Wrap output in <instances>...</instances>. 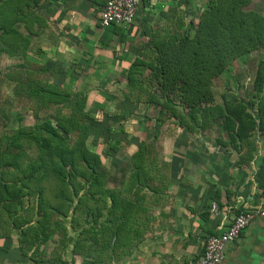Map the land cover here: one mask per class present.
<instances>
[{
	"label": "trees",
	"instance_id": "16d2710c",
	"mask_svg": "<svg viewBox=\"0 0 264 264\" xmlns=\"http://www.w3.org/2000/svg\"><path fill=\"white\" fill-rule=\"evenodd\" d=\"M250 1L208 0L196 24L154 30L140 56L136 54L127 65L125 102L116 108L125 111L144 105L152 109L153 129L143 128L148 138L167 121L181 129L177 144L216 126L226 135L225 142L218 139L221 145L237 152L246 147V153H254L251 136L257 132L264 136V60L258 62L252 80L257 100L249 101L257 103L256 117L238 100H217L212 88L233 62L264 50V17L246 9ZM41 3L0 0V56L18 61L13 69L26 76L19 80L15 71V77L8 78L39 109L51 106L54 110L52 116L43 117L36 109L33 126L18 125L0 135V212L22 233L21 228L35 217L30 235L36 239L39 233L43 241L48 237L46 230L52 233L59 228L67 242V229L59 220L69 217L74 228L78 218L84 219L73 253L95 246L114 252L138 240L140 223L135 217L147 212L148 196L157 194L154 185L160 175L156 171L163 166L155 165L152 145L124 136L123 124L135 117L131 110L127 115L101 113L98 120L85 112L88 93L75 96L60 87L63 63L50 60L38 66L36 71L45 74V80L27 73L33 68L26 62L30 37L39 35L44 26L38 12ZM189 3L179 0L180 9ZM131 144L135 148L123 162L126 153L120 152L121 146ZM106 161L120 168L118 175L105 166ZM110 180L115 181L111 188ZM48 183L54 188L46 190Z\"/></svg>",
	"mask_w": 264,
	"mask_h": 264
},
{
	"label": "crops",
	"instance_id": "0c3cea01",
	"mask_svg": "<svg viewBox=\"0 0 264 264\" xmlns=\"http://www.w3.org/2000/svg\"><path fill=\"white\" fill-rule=\"evenodd\" d=\"M105 1L42 0L38 12L44 26L39 35L30 37V49L37 48L47 61L63 63L70 73L74 68L106 64L104 73L108 71L121 80L120 86L125 89L127 65L136 54L140 56L156 30L149 20L155 14L147 7H159L170 0H141L130 26L102 28L99 19ZM81 51L85 53L80 56ZM96 89L92 90L96 92L93 95L101 91ZM206 133L198 132L195 136L203 137ZM184 141L171 142L169 158L157 160L155 153V165L163 168L156 171L160 175L154 185L157 194L148 196L147 212L135 217L140 223L136 242L114 252L95 246L87 252L73 253V243L80 231L70 237L68 218L59 220L72 243L67 247L63 229L52 233L46 230L45 241L39 233L34 239L30 227L36 223L35 217L30 218L29 226L21 228L25 231L22 233L0 212V264H195L203 254L207 238L219 234L237 212H264V154L246 153L242 147L237 152L221 145L219 140L207 144L200 138L198 143L193 142L196 152L189 159L185 152L192 142ZM212 203L217 205L216 213L210 211ZM221 264H264V217L256 218L237 240L226 245Z\"/></svg>",
	"mask_w": 264,
	"mask_h": 264
},
{
	"label": "rangeland",
	"instance_id": "374dc122",
	"mask_svg": "<svg viewBox=\"0 0 264 264\" xmlns=\"http://www.w3.org/2000/svg\"><path fill=\"white\" fill-rule=\"evenodd\" d=\"M189 1V5H187L186 7H182L181 9L179 0L165 1V3L162 2L159 7L155 4L152 7H147L151 8L150 13L155 14V16H153L152 19L149 20H152L151 22H153L152 24H154V27L156 29L167 26L177 28L182 24L184 27H186L190 22L191 24L193 22H195L196 24L200 12L208 3V0ZM140 3L141 0H138V5H140ZM158 3L159 1L157 2V4ZM246 9L255 11L264 17V0H251ZM180 31L182 33L183 29L180 28ZM37 50L38 49L35 48L27 52L26 62L27 64L29 63L33 66L32 69L28 68L29 71H27V73L33 75L31 76V78L33 77L37 80H45L47 76L45 74L38 73L36 71V68L48 62V58H46L44 53L43 55ZM83 52L84 51L80 52V56ZM116 52L118 53L119 51L117 50ZM260 60H264V50L253 51L247 56H244L233 62L230 68L223 75L216 78L212 83V88L216 99L220 100V98L223 97L224 99L229 101L238 100L243 104H246L248 110L252 113V115L256 117L258 113L257 103L251 105L249 104V101L257 100L253 98L254 92L252 90V80L257 64ZM19 64L20 63H18V61H14L5 55L0 56V135L4 134V132L16 128L18 125L26 127L33 126L35 124L33 113L36 109H38V113L40 114V116L43 117L52 116V114H54V110L51 108V106L39 109L33 101H30L26 96H24L25 94L20 95L19 88L17 90L15 84L8 78L10 76L15 77L16 71V73L18 72L16 77L19 78V80H25L26 76H24L25 74H22V72L19 74V68L16 70L13 69V66ZM105 68H108L106 64L97 65L95 63L86 65L84 69L80 67L79 69L74 68L73 73H70V69L64 67L66 77L62 78L59 84H61L62 88H65L68 91L72 92V94L75 96H79L84 92L88 93V106L85 108V112L94 115L98 120H102V114L113 116L123 113L127 115L126 111H128V113L132 111L135 117L123 124V127L127 132V134H125L124 136H127L128 139L136 138L138 141H145L148 145H152L154 148V152L157 154V160H161L164 156L166 158L171 157V154L168 153H172V143L175 141L177 135L181 133V129L177 127L176 123L167 121L165 122L164 126L160 127L159 130L151 133L148 138L147 133L145 134V131H141L140 127L143 128L144 126H148L149 128L153 129V116L155 114L154 111L144 105V107L140 106L138 108L129 106V110L125 111L122 110V108H116V106L121 101L125 102L122 95L126 92V89L120 86L122 83L121 80H116L113 76H111L112 74L108 73V71L107 73H104ZM77 76L79 77L77 78ZM110 76L114 81L111 80ZM88 87L91 89V91H88ZM95 88H98L96 89V91L101 90L97 91L99 96L95 95L96 92L92 91H95ZM93 93L95 94L93 95ZM111 123V121H108V124ZM116 128L118 129L119 127ZM118 131L119 130H117L116 132L118 133ZM206 132V134H203V137L200 135L195 136V134L189 135V139L184 141L185 144L190 141L192 142V144H190L189 147L186 148L185 152V155H188L189 159L191 157L190 154H194L196 152L194 150L196 146L193 144V142L198 143V140H200V138L202 140L201 142H205L207 144H212L215 140L218 139L222 140L223 142L226 141V135L223 131H221V129L216 126L212 127ZM154 134H156V137H159V139L154 138ZM249 141L254 146V153L264 154V136H261L257 132L251 136ZM134 145L131 144V146L129 147H126V145L121 146L120 152L126 153V155L120 154L124 155L121 157L123 159V162H125L128 155L133 152L135 148ZM243 152H246V147L243 148ZM105 166L108 169H113L112 172L116 175H118L120 172V168L119 170H117V167H111V164L108 161L105 162ZM123 168L124 165L121 167V169ZM122 173L125 174L124 172ZM114 182L115 181L112 182L110 180L107 186H113L115 184ZM50 188H54V184L52 185L48 183L46 190ZM77 220V225L75 226L76 228L74 227L75 229L72 228L71 225V223L73 222L70 221V219L68 220V223H70L68 229L71 228V231L69 230V233L71 235L70 237H74L73 232H77V230L81 232V228L82 226H84V219L78 218ZM70 242H72V240H70ZM65 244L67 245V247L70 244L68 239L67 242L65 241Z\"/></svg>",
	"mask_w": 264,
	"mask_h": 264
},
{
	"label": "built area",
	"instance_id": "2783aa9c",
	"mask_svg": "<svg viewBox=\"0 0 264 264\" xmlns=\"http://www.w3.org/2000/svg\"><path fill=\"white\" fill-rule=\"evenodd\" d=\"M138 10V0H106L101 9L99 24L102 28L130 26ZM210 211L217 212L215 203H212ZM258 217H264V212L257 209L237 212L224 229L221 227L219 234L207 238L203 254L195 264H221L225 259L226 245L237 240L242 231Z\"/></svg>",
	"mask_w": 264,
	"mask_h": 264
}]
</instances>
